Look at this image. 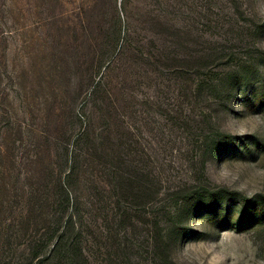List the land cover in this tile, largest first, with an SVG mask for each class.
Here are the masks:
<instances>
[{
    "label": "rangeland",
    "instance_id": "obj_1",
    "mask_svg": "<svg viewBox=\"0 0 264 264\" xmlns=\"http://www.w3.org/2000/svg\"><path fill=\"white\" fill-rule=\"evenodd\" d=\"M81 6L0 0V194L38 187L68 145L84 200L102 198V187L120 203L108 222L100 212L104 236L87 248L94 263L264 264V224L254 215L238 230L180 207L194 191L225 190L234 199L215 211L236 221L243 201L249 211L264 201V0L163 8L166 26L149 22L142 32L157 44H147L144 60L128 52L107 70L97 97L92 67L106 39L91 14L81 21ZM237 69L244 85L228 79L217 94L201 91L196 76Z\"/></svg>",
    "mask_w": 264,
    "mask_h": 264
},
{
    "label": "trees",
    "instance_id": "obj_2",
    "mask_svg": "<svg viewBox=\"0 0 264 264\" xmlns=\"http://www.w3.org/2000/svg\"><path fill=\"white\" fill-rule=\"evenodd\" d=\"M77 2L82 4L77 13L81 21L91 14L93 20H99L100 32L106 39L103 43L104 53L92 67V80L95 74L99 76L98 81L94 79L92 94L95 97L106 86L107 70L120 60L124 61L128 52L134 54L132 57L144 60L143 50L147 44H157L155 40L147 42L143 39L146 23L156 22L166 26L169 17L162 13L165 7L171 8L174 14L183 13V0H74V4ZM99 3L102 7L98 13L96 9ZM176 29L181 30L179 25ZM259 51L264 62V52ZM240 70L231 71L225 76L216 73L206 76L202 73L196 77L200 81L201 91L217 94L225 88L228 79V82L237 85L247 82L244 71ZM261 83L264 90V79ZM229 138H223L221 142L228 144ZM58 151L62 162L51 165L45 180L38 187L34 184L12 186L10 189L4 187L6 195L0 194V264H96L87 248L91 238L104 236L99 229L100 212L106 216L104 222H108L110 215L115 216V209H120V203L115 204L110 196H104L102 193H106V189L102 187H99L102 198L90 193L89 200L85 201L75 189V184L81 182V175L74 164L70 147L62 145ZM3 153L4 148L0 144V165L5 157ZM15 158L12 155L10 159L14 162ZM0 174L5 175L1 170ZM23 176L26 181L29 179ZM232 197L233 194L225 190L218 193L197 190L190 196L181 197L180 207L189 215L206 212L210 221L220 222L226 228L243 229L245 219L251 215L257 218L256 224H264V201L254 203L250 207L253 211H249L250 204L243 201L241 217L236 221L229 210L225 213L220 209L215 211L220 204L233 200ZM100 204H103V209H100Z\"/></svg>",
    "mask_w": 264,
    "mask_h": 264
}]
</instances>
